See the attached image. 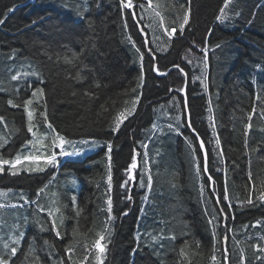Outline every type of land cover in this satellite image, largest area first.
I'll use <instances>...</instances> for the list:
<instances>
[{"label":"trees","instance_id":"1","mask_svg":"<svg viewBox=\"0 0 264 264\" xmlns=\"http://www.w3.org/2000/svg\"><path fill=\"white\" fill-rule=\"evenodd\" d=\"M154 1L167 19L161 25L156 20L162 36L152 37L144 10L124 8L121 0H0V157L29 154L26 142L33 136L23 102L38 87L43 99L39 106L34 100L29 110L41 136L47 127L41 115L46 101L48 121L65 139L101 142L96 153L77 160L58 155V167L46 165L44 171L12 175L4 166L0 189L10 191L19 204L21 193L36 201L0 209V227L8 231L0 247L13 246L12 226L19 218L27 227L15 264H36V256L41 264H61V258L62 264H79L86 255L88 263L101 232L103 264H222L225 225L229 264L242 259L243 264H264V252L255 247L264 249V0ZM140 3L147 1L133 0ZM222 9L229 17L224 21L217 19ZM186 12L189 20L181 33ZM173 27L170 38L165 29ZM148 48L155 52L154 64ZM33 71L39 76H23ZM17 74L21 78L12 81ZM138 96L135 111L113 131L115 118L130 110ZM10 99L21 106L8 104ZM169 123L177 130L169 131ZM197 133L207 149L211 181L204 174ZM134 156L137 168L127 171ZM70 171L67 185L57 190L65 200L56 215L57 237L52 219L36 204L46 207L57 195L48 188ZM149 174L150 191L140 186ZM125 180L129 183L122 187ZM30 245L35 253L24 259Z\"/></svg>","mask_w":264,"mask_h":264},{"label":"snow or ice","instance_id":"2","mask_svg":"<svg viewBox=\"0 0 264 264\" xmlns=\"http://www.w3.org/2000/svg\"><path fill=\"white\" fill-rule=\"evenodd\" d=\"M147 3H148L149 8H151L152 7V0H147ZM121 4H122V6L124 8H127V9H135L137 7H139L142 10L145 9V5L143 3L133 4V0H121ZM8 11L11 12V11H13V9L9 8ZM130 15L135 16L136 15L135 11L130 12ZM155 15L159 16L160 13L156 12ZM228 18L229 17L226 14H224L223 9L221 10V15H219L217 17V19L220 20V21H224V20H226ZM188 20H189V13L186 12L185 15H184L183 24H181V26H180L181 33L183 32L184 25H186L188 23ZM2 23H3V19H0V24H2ZM139 31L141 33H144V28L141 27L139 29ZM165 32L171 38L176 33V28L173 27L171 29V31H169L168 29H165ZM144 44L145 45L147 44V40L146 39L144 41ZM193 46H195V45H193ZM217 47H219V45H217ZM136 51H137V53H139L140 59L142 61L144 54L142 52H140L139 48H137ZM189 51H191V49H189ZM148 53H149L150 61L154 64V62H155V52L151 48H148ZM188 62L191 63V61H188ZM173 67L178 69V71L181 72V73L184 72V69L181 68L178 64H174ZM205 67H207V65H205ZM155 70L159 71L158 68L155 69ZM161 74H166V73H161ZM28 75L39 76V73H37L35 71H33L31 73H23V76H28ZM20 78H21L20 74L11 76V80L12 81L19 80ZM76 78L77 79L81 78L79 76V73H77V77ZM41 83H43L42 80H41ZM141 87H142V85H141ZM204 87L207 88L208 85L205 83ZM133 91H135V89ZM180 91H183V89H180ZM38 94H39V99H38ZM43 95H44V90H43L42 87L35 88L32 91L31 98H29V99H27V100H25L23 102V106L25 107V110H26L27 116H28L27 131H28V133H31L33 135V137H36V133L34 132V127H36L37 125H35L33 123L34 111L33 110H29V106L33 105L34 100L37 101V105L39 106V101L43 99ZM85 95H91V94L85 93ZM257 99H260V97L258 96ZM138 101H139V96L136 98V101L133 102V106H132V108L130 110L129 109H125L124 112H121L115 118V127L113 128V131H119L120 125L124 122V120H126L128 118V115H131L132 112L135 111V104L138 103ZM8 104L12 105L13 107L21 106V105L13 104L11 99L8 100ZM255 111H256V109L253 108V113H255ZM41 115H42V118H43V122L47 125V129L50 130V133H51V136H52V138L50 140V145H51L50 151H48V147L49 146L44 143L43 137L35 138L33 140H28L26 142V146L27 145H31L32 149H35L37 154H33L32 151L30 150L28 155H25V156L22 157L20 154H17L13 160L4 159V158L0 157V173H3L5 171V167L4 166L8 165V166H10V169L12 170L11 174L12 175H17L18 172L21 170L20 168H18V165H21L24 161L38 162L41 159L44 160V163L46 165H52V166L58 167V165H59V160L57 158L58 155L59 156H70V155H78L79 154V152L69 153V152H67L64 149V145L66 143H71V141H66L65 138L62 135H60L58 132L55 131V129L53 128L52 123L48 121L46 101L44 102V111L42 112ZM3 119L4 118L2 116H0V121H2ZM176 119L179 120L180 118L177 117ZM248 119H249V121L252 119L251 115H249ZM189 126H190V123H189ZM152 127L155 129V128H157V125L153 124ZM246 127L250 129L252 127L251 123L246 125ZM167 128H168L169 131L177 130L175 128V126L172 125L171 123H169L167 125ZM159 130L161 131L162 134H166V133H164V129L163 128H160ZM193 132H195V129H193ZM196 135H197V139L199 140L200 148L202 150H204V158H205V161H206V159H207V151H206V149H204V141L202 139H199V134L198 133ZM82 143L87 144V143H89V141L85 140V141H82ZM215 143H216V145H220V140L217 138ZM142 146L144 148H147V145H142ZM0 147H3V145L0 144ZM107 147H108V152L110 153L111 152V148H112L111 143H109L107 145ZM56 149H59L58 153H57ZM220 151L222 153V149ZM146 155L147 154L145 153V156ZM108 161H109V165H108L107 181H108V187H109V190H110L111 182H112L111 156L110 155L108 156ZM135 168H137V161H136V157L134 156L133 159H132V163H131L129 169H127V171H131L132 169H135ZM26 170L27 171H44L45 168H42V167H35V168L29 167ZM197 171L199 172V165H197ZM205 171H207L206 165H205ZM249 175L251 176V174H249ZM130 179H135V177H130ZM209 180L211 181V177L210 176H209ZM128 183H129V181L125 180L123 185H122V187L123 186H127ZM140 186L141 187H145L146 186L149 191L152 189V176H151V174L148 175L147 184L146 185H145L143 179L140 180ZM43 192H44L43 188L39 189L38 192H37V197H39L40 193H43ZM6 195H7L6 192H0V196H6ZM19 199L22 200L23 203H21V204H12V205H5L3 203H0V209L5 208L6 206L23 208L26 205L30 206L31 204L36 203V201H31V202L28 201L27 198L24 197L23 193L20 194ZM74 199L75 198L73 197V200ZM128 199H131V197L129 196ZM145 199H147V197H145ZM216 199H217V203H219L220 202L219 197H217ZM224 199L225 200L228 199L227 187H225V190H224ZM260 199L264 200V193H261ZM247 203L248 204H252L251 195H249ZM106 204H107V213L109 214V219H111V215L110 214L112 213L113 205H112V199H111L110 196L108 197V199L106 201ZM228 206L230 207V205H228ZM36 207H37V209L40 212L45 211L44 207L41 206L38 203L36 204ZM58 211H59V208H56L55 211H48V216L55 217V212H58ZM221 212H223V209H221ZM124 214L126 215L127 213H124ZM226 216H227V214H226ZM209 222L211 223V220ZM61 223H62V220H61ZM257 223H260V222L257 221ZM51 226H52V228L54 230H56L55 231L56 236L60 237V231L58 230V227H57V219L56 218L52 219ZM12 227L14 229L13 234H12V245L13 246H10L8 243H3L2 247H0V264H15V260L13 258H17V253H18V250L20 249L21 241L24 239V236H25V232L21 230V225L19 223L14 224ZM105 231H107V229H105ZM228 231H229V229L225 225V234H224L223 240H222V243H224L225 245H226V243H227V241L229 239V237L227 235ZM104 238L105 237H104L103 232L99 233L98 234V239L95 240V242L93 244V248L97 250V254L94 257L95 261H97V264H103V261L101 259V255L104 252V247L101 246V241H103ZM139 239H140V237L137 236V240H139ZM152 239L155 240L156 237H152ZM173 239H174V237H173ZM47 243L48 242L45 241V244H47ZM105 247H106V245H105ZM255 247L257 248L258 251L264 252V249L259 248L258 245H256ZM213 248H215V245H213ZM66 251L69 253L68 259L71 260V255L70 254L73 251V249L71 247H69ZM181 252H183V250H181ZM34 253H35V248L30 245L28 247L27 254L24 255V259H27L28 256L34 255ZM256 259L260 260L261 257L257 256ZM62 260H63V258H61V264H62ZM87 260H88V255H86L84 257L83 261H80V264H86ZM211 260L216 262L217 261V256L213 255L211 257ZM35 261H36V264H41L40 259H39L38 256L35 257ZM222 264H229V252H228V247H226V246L224 247L223 253H222ZM241 264H243V259L241 260Z\"/></svg>","mask_w":264,"mask_h":264},{"label":"rangeland","instance_id":"3","mask_svg":"<svg viewBox=\"0 0 264 264\" xmlns=\"http://www.w3.org/2000/svg\"><path fill=\"white\" fill-rule=\"evenodd\" d=\"M144 12H145V18H146V21H147V29L150 31L151 36L152 37H154V36H162V33L161 34L160 33L157 34V31H159V30H158V28L156 26V20H157V23L159 25H161L162 21L164 22V19L166 21L167 17L164 14V10H162L159 2H155L154 0H152V7L151 8H149L148 3H147L146 6H145V9H144ZM156 12H159L160 15L159 16H156L155 15ZM149 20H150L151 25H149V23H148ZM190 54L191 55H195L194 50H191V53ZM34 132L36 133V137H32V138L35 139V138L43 137V141H44L45 144H47L49 146L48 147V151H50V149H51L50 140L52 138L51 133H50V130L47 129V127H46V132L42 136L37 132V129H35V128H34ZM65 140L66 141H70V140H67V139H65ZM82 141H85V140L71 141V143H66L64 145V149L67 152H69V153L79 152L78 155L70 156L71 158H74V159L77 160V159H79L80 156L85 157L87 155H91L93 153H96L99 150L100 146H101V142L100 141H96V140L95 141H89V143H87V144L82 143ZM26 147L29 148V149H31V150H33L31 145H27ZM67 147H73L74 149H76V148H79V149L78 150H69ZM56 151H57V153L59 152V150H57V149H56ZM45 166H46V164L44 163V161H39V162H36L35 164H33L31 161H27L25 164L21 165L20 172L27 171L26 169L29 168V167H32V168L42 167V168H44ZM27 172H36V171H27ZM71 174L72 173L70 171V173L64 174L62 177L60 176V178L55 183H53V184L50 185V187L48 188V190H50V189L51 190H54L55 189L57 191L59 188L60 189H63L67 185V182H68V180H65V179L68 178V177L71 178V176H70ZM72 176H73V174H72ZM59 181H60V184L58 186H56V183L58 184ZM0 192H6L7 193L6 196H0V203H3L5 205L19 204V202L16 201V199H14L13 197L10 196V191H7L5 189H0ZM63 196L62 197L60 196V198H59V194H58V191H57V195L55 197L53 196L54 199H52V197H50V198L48 197L49 198L48 199V202H49V211H55L56 208H60V209L62 208V204L65 202ZM72 201H73V203H76L77 202V201H75L73 199H72ZM52 202L54 204L53 207L51 206L52 205ZM38 204H40V203H38ZM58 205H59V207H58ZM9 208H12V207L6 206L5 208L2 209V211H4L5 209H9ZM60 209H59L58 212H55V217H50V216L49 217L51 219L56 218V215L59 214ZM19 220H21V221H17V223H19L21 225V230L22 231L26 230L27 227L25 225L24 220L22 218L21 219L19 218ZM14 224H15V222H14ZM7 234H8V231H4L3 228L0 227V238L2 240L5 239L4 237H6ZM21 243H22V241H21ZM92 259H90L88 261V263H86V264H93V262L95 261V259L94 260H92ZM101 259L102 260L105 259L104 252L101 255Z\"/></svg>","mask_w":264,"mask_h":264},{"label":"water","instance_id":"4","mask_svg":"<svg viewBox=\"0 0 264 264\" xmlns=\"http://www.w3.org/2000/svg\"><path fill=\"white\" fill-rule=\"evenodd\" d=\"M143 35L146 37V33H145V32L143 33ZM155 69H156V67H155ZM155 71H156V70H155ZM156 73H157V71H156ZM183 93L185 94V88H184ZM185 102L187 103V100H186V99H185ZM204 149H206V148H205V145H204ZM201 152H202L203 163H204V173H205L206 176H209V174H208V170L205 171V165H206V167H207V164H208V155H207V159H206V161H205V158H204V150L201 149ZM225 246H226V245L224 244V247H225Z\"/></svg>","mask_w":264,"mask_h":264},{"label":"crops","instance_id":"5","mask_svg":"<svg viewBox=\"0 0 264 264\" xmlns=\"http://www.w3.org/2000/svg\"><path fill=\"white\" fill-rule=\"evenodd\" d=\"M52 207L54 206V204H53V202H52V205H51ZM49 207V204L45 207V208H48ZM48 210V209H47Z\"/></svg>","mask_w":264,"mask_h":264}]
</instances>
